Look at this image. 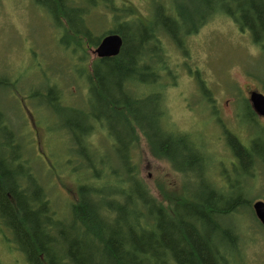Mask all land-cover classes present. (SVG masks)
<instances>
[{
	"label": "trees",
	"instance_id": "trees-1",
	"mask_svg": "<svg viewBox=\"0 0 264 264\" xmlns=\"http://www.w3.org/2000/svg\"><path fill=\"white\" fill-rule=\"evenodd\" d=\"M32 1L61 30L60 44L79 58L81 51L87 56L85 45L94 49L107 34L122 36L119 55L87 63L90 110L85 111L82 103H69L57 81L49 83L50 90L42 96L49 114L58 117L53 128L70 138L72 152L92 146L97 155L93 136L103 131L110 138L112 156L107 163L102 161L105 169L93 170L96 164L91 159L80 167L74 163L77 169L71 172L80 169L87 175L75 185V199L58 205L28 158L32 147L22 141L0 102L2 239L21 252L27 264H239L245 259V242L251 240L248 233L253 241L257 234L264 238V225L253 209L254 200L262 199L248 196L252 186L235 189L226 171L219 182L213 157L191 133L171 128L162 81L174 72L166 44L173 42L187 53L188 39L219 15L248 33L264 55V0H169L168 4L153 0L146 24L136 17L133 6H114L113 0ZM95 7L111 13L109 28L100 33L85 22ZM86 67L80 73L87 72ZM198 81L205 89V81ZM154 84L164 87L148 92ZM8 86L0 76V91ZM246 104V121L253 128L248 145L221 125L237 160L233 171L254 178L264 165V126L248 99ZM73 122L83 127L78 144ZM141 139L152 157L165 160L183 177L178 186L172 189L161 180L154 191L141 176L136 158ZM41 208H46L42 217L37 213ZM16 217L23 220L17 227L12 225ZM60 235L76 236L77 244L67 249Z\"/></svg>",
	"mask_w": 264,
	"mask_h": 264
},
{
	"label": "rangeland",
	"instance_id": "rangeland-1",
	"mask_svg": "<svg viewBox=\"0 0 264 264\" xmlns=\"http://www.w3.org/2000/svg\"><path fill=\"white\" fill-rule=\"evenodd\" d=\"M98 1L102 3L103 0ZM152 1L113 0V4L121 8L133 6L136 17L146 24L151 20ZM162 1L169 3V0ZM110 14L106 7H95L85 22H90L100 33L109 28ZM61 37V30L52 25L50 17L32 0H0V76L11 85L0 91L1 107L22 141L32 147L28 158L33 160L50 197L58 205L75 199V185L78 186L87 175L80 169L71 172V168L77 169L73 167L74 163L80 167L91 159L101 169L100 160L112 156L110 138L103 131H97L93 136L97 155L92 146H86V151L72 152L70 138L53 128L58 117L49 114L51 111L43 106L41 97L46 87L57 81L69 97V103L73 100L76 105H85V111L91 109L85 93L88 83L84 75L89 74L87 63L95 55L85 45L87 56L85 58L81 51L82 58H79L66 44H60ZM166 46L174 72L163 77L166 87L150 85L148 92L164 87V105L173 124L171 128L174 126L176 131L191 133L213 157V172H217L219 182H223L226 171L235 189L252 186L248 196L264 200V165L258 167L254 178L237 175L232 168L237 160L221 125L225 124L242 137L244 144H249L250 129L253 128L246 121L249 114L246 99L249 100L253 91L264 94V55L252 43L248 33L242 32L230 18L220 15L188 39L187 53L176 49L173 42ZM84 67L87 72L84 69V74L80 73ZM199 78L205 81V89ZM258 117L264 126V117ZM139 144L141 148L136 150V158L141 176L154 191L161 180L172 189L182 182L183 177L171 164L151 156L146 141L141 139ZM111 162L116 163L114 157ZM248 234L251 240L245 242V259L239 264H264V238L257 234L253 241L252 235ZM0 264H27L23 254L13 250L1 236Z\"/></svg>",
	"mask_w": 264,
	"mask_h": 264
},
{
	"label": "water",
	"instance_id": "water-1",
	"mask_svg": "<svg viewBox=\"0 0 264 264\" xmlns=\"http://www.w3.org/2000/svg\"><path fill=\"white\" fill-rule=\"evenodd\" d=\"M123 47V38L117 33L105 35L99 45L92 49L95 58H109L120 54ZM250 103L258 116L264 117V94L259 91H253L250 94ZM253 209L256 217L264 225V200H257L253 203Z\"/></svg>",
	"mask_w": 264,
	"mask_h": 264
},
{
	"label": "bare ground",
	"instance_id": "bare-ground-1",
	"mask_svg": "<svg viewBox=\"0 0 264 264\" xmlns=\"http://www.w3.org/2000/svg\"><path fill=\"white\" fill-rule=\"evenodd\" d=\"M47 90H50V87L47 88L46 91H47ZM46 91H45V92H46ZM41 99H43V97H41ZM53 102H54V100H53ZM43 103H44V101H43ZM72 126L74 127V129H78V131H77V133H78L77 135H78V136H77V138H76V143L78 144V140H79V139L81 138V136H82V132H81V131L83 130V127L80 126V124H79L78 122H75V123L73 122ZM80 130H81V131H80ZM102 161H105V162H106V159H101V160H100V164H99V166L101 167V169H105V168H106V163H107V162L105 163V162H102ZM96 168H97V167L95 166V167L93 168V170H96ZM93 170H92V171H93ZM87 185H89V184H87ZM36 212H37V211H36ZM37 213H38V215H39L40 217H42L43 215L46 214V208H41ZM24 220H25V219H24ZM21 221H23V220H21V219H19V218L16 217V218L12 221V225L15 226V227H17V225H18L19 223H21ZM59 237L62 238V239H64V240L66 239L67 242L65 243V247L67 246V249H69V250H70V246H71L70 244H71V243H73V244H74V243L77 244L76 241H77L78 239H77L76 236H69V237H67V238H64V235H60ZM75 244H74V245H75ZM73 249H75V248L73 247L72 250H73Z\"/></svg>",
	"mask_w": 264,
	"mask_h": 264
},
{
	"label": "flooded vegetation",
	"instance_id": "flooded-vegetation-1",
	"mask_svg": "<svg viewBox=\"0 0 264 264\" xmlns=\"http://www.w3.org/2000/svg\"><path fill=\"white\" fill-rule=\"evenodd\" d=\"M93 58H95V57H93Z\"/></svg>",
	"mask_w": 264,
	"mask_h": 264
}]
</instances>
